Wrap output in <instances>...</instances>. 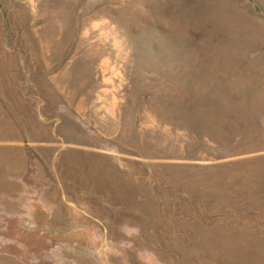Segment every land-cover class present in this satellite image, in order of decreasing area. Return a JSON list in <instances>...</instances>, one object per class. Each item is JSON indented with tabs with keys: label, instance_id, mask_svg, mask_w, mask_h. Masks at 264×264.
<instances>
[{
	"label": "rangeland",
	"instance_id": "374dc122",
	"mask_svg": "<svg viewBox=\"0 0 264 264\" xmlns=\"http://www.w3.org/2000/svg\"><path fill=\"white\" fill-rule=\"evenodd\" d=\"M0 106V264H264L253 0H0Z\"/></svg>",
	"mask_w": 264,
	"mask_h": 264
},
{
	"label": "crops",
	"instance_id": "0c3cea01",
	"mask_svg": "<svg viewBox=\"0 0 264 264\" xmlns=\"http://www.w3.org/2000/svg\"><path fill=\"white\" fill-rule=\"evenodd\" d=\"M255 7L259 8L261 10V14L264 15V0H253ZM15 110V108H14ZM2 107L0 106V137L1 140L7 141L5 143H13L18 144L20 141L18 139V135L22 134L23 131H20L18 129V123L15 118V120L9 116L4 117L2 114ZM25 134V131H24ZM23 142V141H22ZM24 143V142H23Z\"/></svg>",
	"mask_w": 264,
	"mask_h": 264
}]
</instances>
